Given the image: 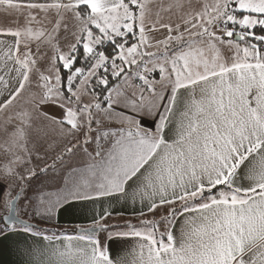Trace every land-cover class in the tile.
Instances as JSON below:
<instances>
[{"label":"snow or ice","instance_id":"1","mask_svg":"<svg viewBox=\"0 0 264 264\" xmlns=\"http://www.w3.org/2000/svg\"><path fill=\"white\" fill-rule=\"evenodd\" d=\"M0 14V244L50 245L39 224L62 209L130 201L140 228L112 233L97 207L57 264H114L98 232L137 238L123 264H264V0H0ZM36 121L61 138L54 164L89 162L33 199L49 168Z\"/></svg>","mask_w":264,"mask_h":264},{"label":"crops","instance_id":"2","mask_svg":"<svg viewBox=\"0 0 264 264\" xmlns=\"http://www.w3.org/2000/svg\"><path fill=\"white\" fill-rule=\"evenodd\" d=\"M9 24V19H7L3 14H0V27L8 26ZM20 103L22 104L21 100L19 101V104ZM151 119L152 118L150 117L147 118L148 123L151 122ZM3 120L4 115L0 114V123H2ZM144 126H147V124ZM45 133H47V136ZM30 138V146L35 145L36 151H38L39 154L44 157L42 161L38 162L39 166L44 167L45 164L49 166L47 172H38V178H34L31 181L29 194L33 199H37L38 196L41 195L49 196L54 194L57 191L58 185L61 187L63 186L64 181L62 177L69 175L72 168H82L89 162L85 156H82L80 157L81 163L79 165L75 163L76 160L72 164V158H66L62 162L55 161L54 164L53 162L57 152L47 151V146L49 143H52L53 140H55L57 145H59L60 137L43 121L35 122V125L30 133ZM101 142L103 143V140ZM33 160L35 162V152L33 153ZM0 188H2L4 192H7V182L0 179ZM97 207L101 209L103 207H110L112 211L111 216H115L117 214L124 215L125 217L135 216L133 215V206L130 201L127 203L124 201H113L110 205L104 203L99 206H94L90 202L78 203L67 208L66 210L62 209L58 217V222L52 224H40L42 226L48 227V230H51V233H47L49 240L51 241L50 245L48 241L43 240L33 244L32 239H28L26 242H21L19 244L15 241H5L3 244H0V264H31L28 252L29 246H31L32 251H36L38 264H57L58 258L55 255L57 249L63 251L65 250L66 246L70 245L73 250H76L86 246V241H81L75 238L78 234L77 231L74 230V233L69 232L76 228L67 227L82 226L90 228L92 226L93 218L96 215ZM136 208H139L138 204L136 205ZM3 215H5V212L3 209H0V217ZM136 223L140 224V221H137ZM65 228L71 230L67 232ZM177 228H179V224H177ZM52 229H57V232H52ZM68 236L74 238L72 240H68ZM96 238L109 249L110 258L114 261V264H123L126 259L130 261L132 259L133 253L139 251V242L137 238L134 237L113 235L112 239H108V233L101 234L98 232L96 234Z\"/></svg>","mask_w":264,"mask_h":264},{"label":"rangeland","instance_id":"3","mask_svg":"<svg viewBox=\"0 0 264 264\" xmlns=\"http://www.w3.org/2000/svg\"><path fill=\"white\" fill-rule=\"evenodd\" d=\"M14 26V25H13ZM157 78H158V74H157V76H156ZM32 93H25V96L23 97V98H21V101H22V104L20 103L19 105L21 106V107H30V105H28L27 104V100H28V98L30 97V95H31ZM46 123V122H45ZM42 137V136H41ZM43 138V137H42ZM60 142H61V138H60ZM90 151H91V149H89ZM82 156H84L83 155V153L81 152L77 157H74V158H72L73 160H72V164L74 163V161H75V163L77 164V165H79L80 163H81V161H80V157H82ZM83 160V159H82ZM75 164V165H76ZM75 165H74V167H75ZM147 218H151L150 216L149 217H147ZM144 219V218H143ZM141 220V218H138L137 216H134V217H125L124 215H120V214H117V215H115V216H110L109 218H108V220H107V225H108V227H109V229L112 231V233H126V232H128L129 231V228H128V225L129 224H132L133 226H135L136 228H140L141 227V225L140 224H138V223H136L137 221H140ZM40 224H42L43 225V223H40ZM39 224V227L41 228V229H44V230H46L47 231V233H51L50 231L51 230H48L49 228L48 227H45V226H42V225H40ZM92 227V226H91ZM90 227V228H91ZM67 228H76V229H73V230H75V231H77L78 229H85V228H89V227H77V226H73V227H67ZM66 229V228H65ZM53 231L52 232H57V229H52ZM55 230V231H54ZM67 230V232L69 231V230H71V229H66ZM73 230H71V231H69V232H71V233H73L72 231ZM64 232H66V231H64ZM101 234H104V233H106V232H100Z\"/></svg>","mask_w":264,"mask_h":264},{"label":"water","instance_id":"4","mask_svg":"<svg viewBox=\"0 0 264 264\" xmlns=\"http://www.w3.org/2000/svg\"><path fill=\"white\" fill-rule=\"evenodd\" d=\"M88 229H90V228H88ZM82 230H87V229H82ZM82 230H77V233H80Z\"/></svg>","mask_w":264,"mask_h":264},{"label":"trees","instance_id":"5","mask_svg":"<svg viewBox=\"0 0 264 264\" xmlns=\"http://www.w3.org/2000/svg\"><path fill=\"white\" fill-rule=\"evenodd\" d=\"M72 232L74 233V230Z\"/></svg>","mask_w":264,"mask_h":264}]
</instances>
